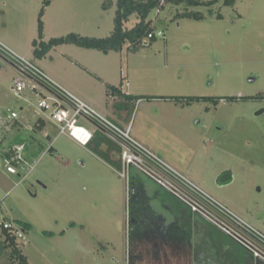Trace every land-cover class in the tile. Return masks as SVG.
Here are the masks:
<instances>
[{
	"label": "rangeland",
	"instance_id": "rangeland-1",
	"mask_svg": "<svg viewBox=\"0 0 264 264\" xmlns=\"http://www.w3.org/2000/svg\"><path fill=\"white\" fill-rule=\"evenodd\" d=\"M117 1L53 0L45 7L41 39L44 0H0V39L118 126H130L137 141L264 234V0L190 6L203 12L202 19L178 16L188 5L167 2L149 15L164 36L109 52L64 43L36 56V39L72 32L110 36ZM139 19L131 15L125 27ZM122 69L130 81L126 89L144 98L114 100L110 86H121ZM18 77L27 79L0 56V222L25 230L26 239L18 243L28 264H130L131 219L138 206L131 201L134 186L143 187L168 225L188 230L193 248L211 263L253 264L245 241L261 251L256 255L264 254V245L234 217L205 196L190 194L156 162L146 157L144 165L189 194L208 216L139 166H125L116 134L81 117L80 123L106 140L83 146L59 135L51 121L38 127L39 110L14 94ZM25 96L36 102L32 91ZM189 96L207 99L179 100ZM19 145L22 161L11 173L7 154ZM4 239L0 226V264H15ZM192 245L174 244L168 261L154 240L133 253L139 264H191Z\"/></svg>",
	"mask_w": 264,
	"mask_h": 264
},
{
	"label": "built area",
	"instance_id": "built-area-1",
	"mask_svg": "<svg viewBox=\"0 0 264 264\" xmlns=\"http://www.w3.org/2000/svg\"><path fill=\"white\" fill-rule=\"evenodd\" d=\"M162 3H165V0H162ZM154 23V22H153ZM158 36H164V31L162 29L156 30L154 27L151 30L146 39L157 38ZM0 56H4L7 59H10L25 75V78L19 77L16 79L15 85L12 87L14 94L17 97L24 98L27 102L35 106L39 112V119L46 121H51L59 127V134H64L78 142L83 146L89 145L94 139L96 131L90 129L88 126L80 123V118L84 117L94 124H96L101 130L109 133H114L118 136V140L121 139V143L124 145V150L122 152V160L125 166L130 164H135L142 168L146 173L151 175L156 181L167 187L173 193L181 197V199L188 202L192 209L195 211H200L205 214V211L202 208L198 207L199 205L195 203L189 194H184L172 184V181L163 179L159 175L152 172L148 169L144 163L145 159L152 160L158 164L162 169L166 171L167 174L173 177L177 182L182 184L186 191L193 194H201L205 196L209 201L216 204L219 207H222L217 202L213 201L210 197L206 196L200 188L194 185L190 180H188L183 174L174 169L159 156L154 154L150 149L141 144L131 135V127L128 126L126 129L121 128L112 120L101 114L96 108L91 104L77 96L75 93L64 87L61 83L52 78L41 66H39L34 60L26 58L12 49L4 41L0 39ZM122 84L121 90L127 94L129 92L125 91L127 87L130 86V81L128 80L127 72L122 69ZM41 88H46L49 90L50 95H45ZM27 90L35 93L36 102L31 101L25 96ZM18 112L11 111V117L18 121ZM24 146L19 145L14 150H11L10 157H7L6 166L9 172L17 173L15 165L19 164L22 161L21 152L23 151ZM189 189V190H188ZM223 210L228 212L236 221L247 230L259 243L264 245V234L258 231L253 226L249 225L247 222L239 219L232 212L222 207ZM206 215V214H205ZM2 229H7L13 231L17 238L26 239L25 231L17 227L12 221L4 220L0 222ZM225 227V226H223ZM226 230L229 232L228 228ZM232 232V231H231ZM233 233V232H232ZM234 234V233H233ZM239 238V237H237ZM242 241V239H240ZM248 247H250L254 253L259 251L255 249L253 245L248 242H244ZM256 255V254H255ZM256 256H263L264 254H258Z\"/></svg>",
	"mask_w": 264,
	"mask_h": 264
},
{
	"label": "trees",
	"instance_id": "trees-1",
	"mask_svg": "<svg viewBox=\"0 0 264 264\" xmlns=\"http://www.w3.org/2000/svg\"><path fill=\"white\" fill-rule=\"evenodd\" d=\"M52 1L53 0H44V8L41 12L39 20V37L41 39H43L44 36V23L42 17L45 11V7L50 5ZM220 1L224 5H234L237 0H165V3L172 2L176 5L187 4V9L182 12H178L177 15L202 19L205 17L203 12L191 10L189 9V7L200 5L213 6ZM164 4L162 3V0H118V7L115 16V27L113 33L110 36L90 37L72 32L66 36L53 37L49 41H39L38 39H36L33 42L36 46L35 54L37 57L41 58L45 56L53 47L64 43H73L81 47L99 49L104 52H109L110 50H121L127 43H130L132 46L137 47L143 43V41L147 38L148 33L155 27L153 20L149 19V15L153 10L162 8ZM133 14H137L140 19L133 27L126 28L125 22L128 21L130 16ZM218 16L221 17L222 15L219 14ZM154 39L156 38H152L150 40ZM110 90L112 94L124 96L130 100H133L134 98L140 99L144 97L132 96L130 94L126 95L124 92H122L121 87L119 86L111 85ZM204 99L207 98L201 96L179 98V100L183 103L201 101ZM44 122L45 121L43 119H39L37 121V125L41 126V124ZM103 141L105 142L106 140L103 137L98 136L96 132L94 136V142H98L97 144L100 145ZM52 149L53 148L51 147L49 150ZM7 157H10L9 152L7 154ZM146 196V192L141 186H134L131 190V201H135V204H137L138 206H136V209L132 214L133 218L131 219L132 247L130 252V264H139V262L136 261V254L133 253V251H135L140 244L146 242L147 239L148 242L151 240L162 242L169 248H173L174 244L180 243L192 245V237L190 232H188V230H184L181 227H178L174 223L168 225L166 223L165 217L157 213V211L147 201ZM212 219L217 222L214 218ZM2 233L5 236L4 247L11 249L9 255L12 259V262L15 261V264H28L26 256L22 253L19 247L17 235L13 231L7 229H2ZM246 248L251 253L253 264H264V258L256 256L254 251L247 245ZM156 251L159 252V249H156ZM201 253L204 252H202V250H200L199 248H194V264H213L211 263V259L209 257H206L205 253L204 258L202 259Z\"/></svg>",
	"mask_w": 264,
	"mask_h": 264
},
{
	"label": "crops",
	"instance_id": "crops-1",
	"mask_svg": "<svg viewBox=\"0 0 264 264\" xmlns=\"http://www.w3.org/2000/svg\"><path fill=\"white\" fill-rule=\"evenodd\" d=\"M19 78V77H18ZM125 91H127V92H129V94L130 95H132V96H135V94L131 91H129L128 89H125ZM123 92V91H122ZM125 93V92H124ZM126 95H128L127 93H125ZM140 96H143V95H140ZM113 98H114V100H116V101H118V102H122V98H121V96H119V95H114L113 94ZM142 98H144V97H142ZM142 98H140V99H142ZM140 99H138V100H140ZM122 111H124V110H122ZM45 122L44 123H42L41 124V126H38V127H43V126H45L46 125V123L48 122V121H46V120H44ZM41 123V122H40ZM40 125V124H39ZM60 135V134H59ZM92 142H94V139L92 140ZM91 142V143H92ZM90 143V144H91ZM103 146H105L104 144H103ZM103 146L101 147V148H103ZM52 148H53V146H52ZM104 149H107L106 147L104 148ZM173 194V193H172ZM175 194V193H174ZM173 194V195H174ZM175 196H177V195H175ZM25 231V230H24ZM160 243V251L159 252H165V258H164V260L165 261H168L169 260V258H170V254H171V252H173V249H168L169 247L168 246H165L162 242H159ZM138 244H140V243H138ZM192 244H193V242H192ZM141 245V244H140ZM140 245H139V247L137 248V249H139L140 248ZM193 245H192V249H191V264H194V253H193ZM180 259V260H179ZM181 262L182 261V258L180 257V258H178V262ZM188 261V260H187Z\"/></svg>",
	"mask_w": 264,
	"mask_h": 264
}]
</instances>
